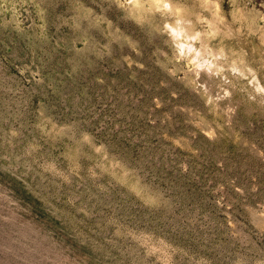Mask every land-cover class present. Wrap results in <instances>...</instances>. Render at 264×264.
<instances>
[{"label": "rangeland", "instance_id": "1", "mask_svg": "<svg viewBox=\"0 0 264 264\" xmlns=\"http://www.w3.org/2000/svg\"><path fill=\"white\" fill-rule=\"evenodd\" d=\"M0 264H264V0H0Z\"/></svg>", "mask_w": 264, "mask_h": 264}, {"label": "bare ground", "instance_id": "2", "mask_svg": "<svg viewBox=\"0 0 264 264\" xmlns=\"http://www.w3.org/2000/svg\"><path fill=\"white\" fill-rule=\"evenodd\" d=\"M167 2V1H166ZM157 3H158V1H157Z\"/></svg>", "mask_w": 264, "mask_h": 264}]
</instances>
